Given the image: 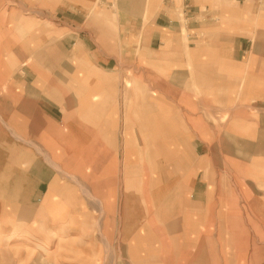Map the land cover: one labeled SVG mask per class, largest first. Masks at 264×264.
<instances>
[{
	"label": "crops",
	"instance_id": "0c3cea01",
	"mask_svg": "<svg viewBox=\"0 0 264 264\" xmlns=\"http://www.w3.org/2000/svg\"><path fill=\"white\" fill-rule=\"evenodd\" d=\"M8 2L0 264H264V1Z\"/></svg>",
	"mask_w": 264,
	"mask_h": 264
},
{
	"label": "rangeland",
	"instance_id": "374dc122",
	"mask_svg": "<svg viewBox=\"0 0 264 264\" xmlns=\"http://www.w3.org/2000/svg\"><path fill=\"white\" fill-rule=\"evenodd\" d=\"M15 7V5L13 4V3H6V4H1L0 5V14L1 15H5V13L9 10V9H12V8H14ZM185 7L186 8H189V6L187 5V4H185ZM1 22L3 23V24H6V20H5V18H2L1 19ZM48 23H55V21L54 20H52V19H49V18H47V21H46V24L49 26V27H51V28H53L54 27V25L53 24H48ZM4 49H6V47L3 45V51H4ZM108 250V252L106 253V255H107V258L106 259H108V255L109 254H111V252L109 251L110 249H107ZM40 263H44V264H57V261L53 258V260H51V259H42V260H40L39 261ZM109 262V261H108ZM36 263H38V262H36Z\"/></svg>",
	"mask_w": 264,
	"mask_h": 264
},
{
	"label": "built area",
	"instance_id": "2783aa9c",
	"mask_svg": "<svg viewBox=\"0 0 264 264\" xmlns=\"http://www.w3.org/2000/svg\"><path fill=\"white\" fill-rule=\"evenodd\" d=\"M232 1L245 2V1H248V0H232ZM252 1L263 2L264 0H252Z\"/></svg>",
	"mask_w": 264,
	"mask_h": 264
}]
</instances>
